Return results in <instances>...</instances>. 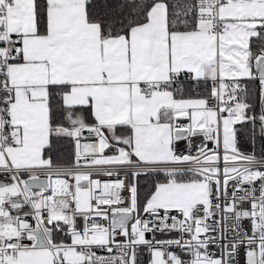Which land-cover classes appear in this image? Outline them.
<instances>
[{
	"label": "snow or ice",
	"instance_id": "1",
	"mask_svg": "<svg viewBox=\"0 0 264 264\" xmlns=\"http://www.w3.org/2000/svg\"><path fill=\"white\" fill-rule=\"evenodd\" d=\"M0 264H264V0H0Z\"/></svg>",
	"mask_w": 264,
	"mask_h": 264
},
{
	"label": "trees",
	"instance_id": "2",
	"mask_svg": "<svg viewBox=\"0 0 264 264\" xmlns=\"http://www.w3.org/2000/svg\"><path fill=\"white\" fill-rule=\"evenodd\" d=\"M246 150H250V148H249V149H246ZM256 155H260V146H259V142L257 143ZM149 179H150V178H144V179H143V181L141 182V187H142V189L148 186V184H149Z\"/></svg>",
	"mask_w": 264,
	"mask_h": 264
},
{
	"label": "built area",
	"instance_id": "3",
	"mask_svg": "<svg viewBox=\"0 0 264 264\" xmlns=\"http://www.w3.org/2000/svg\"><path fill=\"white\" fill-rule=\"evenodd\" d=\"M257 156H259V155H257ZM257 187H258V183H257ZM150 238V237H149ZM157 238H164V237H160L159 235H158V237ZM145 256H146V254H144Z\"/></svg>",
	"mask_w": 264,
	"mask_h": 264
},
{
	"label": "rangeland",
	"instance_id": "4",
	"mask_svg": "<svg viewBox=\"0 0 264 264\" xmlns=\"http://www.w3.org/2000/svg\"><path fill=\"white\" fill-rule=\"evenodd\" d=\"M144 179V178H143ZM143 179L141 180V182L143 181Z\"/></svg>",
	"mask_w": 264,
	"mask_h": 264
}]
</instances>
